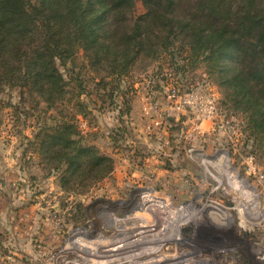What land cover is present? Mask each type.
Returning <instances> with one entry per match:
<instances>
[{"label": "rangeland", "instance_id": "rangeland-1", "mask_svg": "<svg viewBox=\"0 0 264 264\" xmlns=\"http://www.w3.org/2000/svg\"><path fill=\"white\" fill-rule=\"evenodd\" d=\"M143 12L139 5L137 14ZM184 57L188 55H176L174 61L167 55L139 60L127 76L101 82L104 74H97L81 51L61 68L67 80L73 78L68 95L72 102L58 109H48L28 94L23 101L21 90L3 93L0 150L16 160L5 166L8 189L0 187V264H264V155L252 141L244 116L224 104L225 96L205 64L185 76L174 71L187 89L210 85L223 120L215 127L222 122L224 129L207 132L208 141L187 136L186 126H173L167 155H161L160 142L146 133L136 104L141 106L145 89L162 87L164 74L173 69L168 65H188L180 60ZM82 90L80 101L88 115L77 116L76 124L82 133L85 119V142L113 158L114 171L100 182L72 183L73 189L65 191L60 182L64 167L52 171L30 140L41 127L52 125V117L61 119L59 111L75 113ZM128 101L133 112L121 117ZM191 147L193 157L188 154ZM250 157L255 173L247 166ZM219 167L258 185L257 208L248 206V212L255 210L259 221L245 219L247 211L240 210L245 199L228 187L226 172ZM161 168L169 172L158 173ZM142 180L156 190L152 194L160 202L143 201ZM187 180L190 184L184 185ZM251 213L249 217L256 214Z\"/></svg>", "mask_w": 264, "mask_h": 264}, {"label": "trees", "instance_id": "trees-1", "mask_svg": "<svg viewBox=\"0 0 264 264\" xmlns=\"http://www.w3.org/2000/svg\"><path fill=\"white\" fill-rule=\"evenodd\" d=\"M81 51L104 74L101 82L123 78L139 60L162 55L174 61L187 54L180 60L188 65H168L184 76L205 64L224 104L244 116L264 155V0H0V116L7 90H21L23 101L28 94L48 109L71 103L73 78L67 80L61 68ZM84 92L77 95L75 113L59 111L61 119L52 117V125L30 140L52 171L64 167L65 191L114 171V159L86 143L76 124L77 116L88 115L80 101ZM124 105L121 117L129 115L132 101Z\"/></svg>", "mask_w": 264, "mask_h": 264}, {"label": "built area", "instance_id": "built-area-1", "mask_svg": "<svg viewBox=\"0 0 264 264\" xmlns=\"http://www.w3.org/2000/svg\"><path fill=\"white\" fill-rule=\"evenodd\" d=\"M164 83L161 88H155L151 86L148 90L145 89V92L141 95V113L142 118L145 119V130L147 135L156 138L160 143L161 150L163 153L161 155H167V150L170 149V135L169 131L174 126H183L188 128L187 136L190 134L197 135L200 139H207V132L210 130L212 133L217 130L224 129V125L222 122L215 127L217 121H223L221 116V111L219 107V100L217 98L216 93L207 84L205 89H189L187 90L180 81V78L174 71V69H169L164 74ZM150 84H154V82H150ZM81 129L82 133L87 129V122L85 119H81ZM205 126H209L204 129ZM190 157H193L194 149L191 147L188 151ZM224 158L222 155L218 158V161ZM247 166L250 171L253 173L256 172L257 167L254 165L253 158H248ZM219 171L226 172L228 179V187L236 190L242 198L245 199L246 204H242L240 210L242 212L247 211V216L245 219H251L255 221H259L261 217L256 213L255 210L257 208V201L260 197V190L257 184L247 183L245 180L240 179L231 171H228L225 167H219ZM169 172V170L165 168H161L158 170V173ZM134 175V174H133ZM237 177V178H235ZM147 179V177H144ZM242 180V181H241ZM146 181L142 180L141 188L144 189V194L142 195L143 201L152 202L159 201L157 197H154L153 194L156 192L153 187H149L145 185ZM190 184V181L184 182L185 184ZM220 184H223L219 181ZM226 189H228L226 187ZM153 193L152 195L147 193ZM2 195V191L0 189V197ZM182 197V196H181ZM155 199V200H154ZM170 200L173 201L175 197H169ZM163 200V199H162ZM166 200V199H164ZM176 200V199H175ZM174 200V201H175ZM158 202V203H159ZM248 206H252L253 209H250L248 212ZM254 217H249V215L253 214ZM264 217V216H263ZM244 219V216L242 217ZM227 220V219H225ZM257 224V223H256ZM182 260H178L179 264ZM189 263L192 260H188Z\"/></svg>", "mask_w": 264, "mask_h": 264}, {"label": "crops", "instance_id": "crops-1", "mask_svg": "<svg viewBox=\"0 0 264 264\" xmlns=\"http://www.w3.org/2000/svg\"><path fill=\"white\" fill-rule=\"evenodd\" d=\"M136 105H138V107H140V110H141V106L139 105V103L136 104ZM138 107H137L136 113H138ZM132 112L133 111L131 110V113ZM139 118H141L140 114H139ZM139 121H140V119H139ZM131 125H133V124L131 123ZM133 126H135V128H136L138 126V124L137 125H133ZM140 126H142L141 123H140ZM7 154H8L7 151L2 150V149L0 150V180L3 179V181H4V178H6L5 171H4V170H6L5 166L7 168H10L11 167V163H14L15 160H16L15 157H9V156H7ZM0 187L3 188V190H7L8 189V185H7L6 181H4L3 184Z\"/></svg>", "mask_w": 264, "mask_h": 264}, {"label": "bare ground", "instance_id": "bare-ground-1", "mask_svg": "<svg viewBox=\"0 0 264 264\" xmlns=\"http://www.w3.org/2000/svg\"><path fill=\"white\" fill-rule=\"evenodd\" d=\"M224 215H225V218L227 219L228 218V216L226 215V213H224ZM213 216L216 218V219H220L217 215H215V214H213ZM183 262H185V261H182L180 264H182ZM195 262V261H194ZM194 262H192V263H194ZM191 263V262H190ZM177 264H179V263H177ZM184 264H187V263H184Z\"/></svg>", "mask_w": 264, "mask_h": 264}]
</instances>
